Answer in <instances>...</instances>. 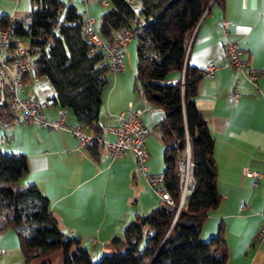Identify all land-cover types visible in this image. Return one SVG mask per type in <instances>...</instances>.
<instances>
[{"label":"trees","instance_id":"obj_1","mask_svg":"<svg viewBox=\"0 0 264 264\" xmlns=\"http://www.w3.org/2000/svg\"><path fill=\"white\" fill-rule=\"evenodd\" d=\"M28 1L25 19L11 20L16 41L31 57V74L48 82L50 104L68 109L76 124L85 125L91 133L98 132L102 93L110 80L103 51L94 48L81 33L83 15L72 3ZM210 1L221 3L106 0L107 9L95 20L94 29L104 41L121 27L144 23V34L135 46L134 90L141 91L160 109L161 117L155 125L163 147L161 173L174 201V161L184 135L189 139L193 162L194 187L175 218L173 209L167 210L161 203L145 214H136L119 236L105 244L110 251L101 252L92 261L78 237L66 236L59 229L47 197L34 184L12 186L26 171L24 155L0 152V231L6 227L14 231L22 264L34 259H41L40 264H53L47 257L55 253L59 254V264H225L221 227L206 241L199 238L201 225L219 204L220 195L215 184L213 138L194 106L201 69L187 61L192 32L208 11ZM6 20L0 16V27ZM12 117L0 93V119ZM95 144L87 148L93 150Z\"/></svg>","mask_w":264,"mask_h":264},{"label":"crops","instance_id":"obj_2","mask_svg":"<svg viewBox=\"0 0 264 264\" xmlns=\"http://www.w3.org/2000/svg\"><path fill=\"white\" fill-rule=\"evenodd\" d=\"M61 1L72 3L78 10L76 0ZM101 6L106 7V1ZM28 9V0H0V16L6 18L25 19ZM81 9L97 18L90 4ZM222 21L226 22L224 34ZM225 40L235 42L242 57L261 70L256 79L257 91L236 71L223 66ZM187 61L200 69L207 62L215 64L213 76H201L194 95V106L213 138L215 184L220 195L219 204L207 213L201 225L199 238L205 240L221 227L227 252L225 264H262L264 242L257 241L255 233L264 213V0L210 4L192 32ZM108 76L112 84L106 85L102 96L100 127L116 124V114L127 107H142L134 82L130 83L122 70ZM231 90L238 94L234 103L227 97ZM20 95L42 101L50 98L51 88L44 77H34L29 71L24 75ZM41 111L46 119H56L63 113L66 123L77 125L68 109L48 104ZM155 115L141 113L147 130L161 117ZM105 137L110 139L111 135ZM149 138L148 130L146 148ZM95 145L93 150L88 145L79 146L65 130L0 119V152L20 153L26 159L25 173L12 186L34 184L47 197L59 229L66 236L78 237L91 259L105 251L109 239L119 236L136 214H145L160 204L136 173L130 154L111 158L103 145ZM150 158L148 170H158ZM162 168L163 164L158 171ZM243 169L258 172L259 176L247 177ZM47 258L53 264L60 262L58 253ZM41 261L34 259L27 264ZM0 264H22L17 238L10 227L0 231Z\"/></svg>","mask_w":264,"mask_h":264},{"label":"built area","instance_id":"obj_3","mask_svg":"<svg viewBox=\"0 0 264 264\" xmlns=\"http://www.w3.org/2000/svg\"><path fill=\"white\" fill-rule=\"evenodd\" d=\"M128 3H136V0H126ZM95 17L83 13L81 33L96 49L103 51L107 62V72L114 75L123 68L122 48L131 39L135 40V46L139 37L144 34V23L137 21L128 27L115 30L109 40H102L94 29ZM221 31L224 34L226 22L222 21ZM11 18H7L4 26L0 27V93L8 110L12 113L15 122H33L40 127H51L57 130L68 131L77 140L79 146L91 145L93 143L103 145L111 158L130 154L136 166V173L141 176L161 204L173 209V219L180 207L194 187L193 162L190 152V144L187 135L183 137V146L176 152L173 173L176 179L177 200L166 190L163 183V174L151 173L146 162L149 158L145 147V137L148 130L141 121V113L147 111L150 114H159L160 109L150 104L143 93L135 89L137 97L142 102L141 108L127 107L116 114L117 123L112 126L100 127L96 133L87 132L85 125H70L64 121V114L60 113L56 119H46L41 109L51 103L50 98L37 101L29 95H20L23 89V76L30 71L31 57L21 43L16 41ZM93 48V49H94ZM91 49V51H93ZM223 66L242 76L248 81L253 91H257L256 79L261 70L253 68L246 59L242 57L241 49L235 42L225 40L223 42ZM215 64L207 62L201 69V76L211 78ZM231 103L237 101L238 94L233 90L227 93ZM110 134L111 138H106ZM243 175L255 178L258 172L243 169ZM259 242H264V213H262L260 224L255 233Z\"/></svg>","mask_w":264,"mask_h":264},{"label":"rangeland","instance_id":"obj_4","mask_svg":"<svg viewBox=\"0 0 264 264\" xmlns=\"http://www.w3.org/2000/svg\"><path fill=\"white\" fill-rule=\"evenodd\" d=\"M76 1H77L76 4L78 6V11L82 15H83V10L81 8H84L87 4H90L91 9L94 11L93 13H95L96 17H98L102 12H104L107 9V7H102L101 6V2L102 1H106V0H76ZM134 8L136 9L137 6L134 5ZM95 20H96V18H95ZM93 26L95 27V23H94ZM22 43L25 44L24 41ZM134 46H135V40L131 39L130 42L122 49V51H123V60H122L123 61V69H122V72H124L125 75L127 77H129L130 83H133V76H134V73H135V69H134L135 48H134ZM108 84H110V85L112 84V79L111 78L108 81ZM106 88L103 90V95L102 96H104V92L106 91ZM101 108H103L102 104H101ZM155 116H156L155 118H157V117H159V114H157ZM147 128H148V130L150 132V138L146 142V145H147L146 149L148 150V152H149L148 154L151 157L150 158V163H152L159 170V167L162 165L161 164V158H160V155H161L162 149H163L162 143L159 140L158 130H157L156 126L151 125V126H148ZM146 165L148 167V162L146 163ZM158 170H156V171H150L149 170V172H151V173H159ZM208 238H209V236L204 241H206ZM105 251L108 252V251H110V249L106 248ZM97 259L98 258H96V259L93 258L91 260L95 261ZM55 262L56 261L54 260V263ZM262 264H264V262Z\"/></svg>","mask_w":264,"mask_h":264},{"label":"water","instance_id":"obj_5","mask_svg":"<svg viewBox=\"0 0 264 264\" xmlns=\"http://www.w3.org/2000/svg\"><path fill=\"white\" fill-rule=\"evenodd\" d=\"M210 4H211V1L209 2V4H208V6H207L206 10L208 9V7H209V5H210ZM161 207H164V205H163V204H161ZM166 209H167V210H169L170 208L166 207Z\"/></svg>","mask_w":264,"mask_h":264}]
</instances>
